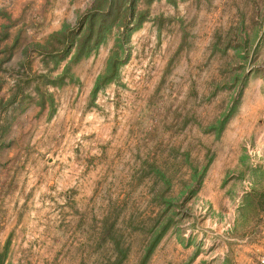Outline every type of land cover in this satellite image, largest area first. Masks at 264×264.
I'll list each match as a JSON object with an SVG mask.
<instances>
[{
  "label": "rangeland",
  "instance_id": "374dc122",
  "mask_svg": "<svg viewBox=\"0 0 264 264\" xmlns=\"http://www.w3.org/2000/svg\"><path fill=\"white\" fill-rule=\"evenodd\" d=\"M111 3L0 0L2 264H257L264 0Z\"/></svg>",
  "mask_w": 264,
  "mask_h": 264
},
{
  "label": "trees",
  "instance_id": "16d2710c",
  "mask_svg": "<svg viewBox=\"0 0 264 264\" xmlns=\"http://www.w3.org/2000/svg\"><path fill=\"white\" fill-rule=\"evenodd\" d=\"M112 0H110V4ZM111 9V7H108ZM110 9H106L104 12L100 13H92L89 16L85 17V20L87 21L86 27H87V33L84 37V40L81 42V44L78 47L77 50V56L81 55L83 51L87 48L90 50L91 47H95L98 43H100V37H102L103 31H106V24L108 22L109 15L111 13ZM99 18V24L96 26L97 19ZM81 32V30L78 31V34ZM64 35V34H63ZM92 43L91 46H89L90 42ZM66 48V46H65ZM84 53V52H83ZM116 51L112 52V56L108 59V64L106 71L103 74H100L94 84V87L92 89L93 93H96V91L100 88L102 83H107L112 79V73L115 71L116 68V62L113 61V57L115 56ZM224 121L221 122L220 127L223 126ZM260 208L262 211H264V193L260 195ZM0 264H2V257L0 256Z\"/></svg>",
  "mask_w": 264,
  "mask_h": 264
},
{
  "label": "built area",
  "instance_id": "2783aa9c",
  "mask_svg": "<svg viewBox=\"0 0 264 264\" xmlns=\"http://www.w3.org/2000/svg\"><path fill=\"white\" fill-rule=\"evenodd\" d=\"M257 264H264V257H261V258L258 260Z\"/></svg>",
  "mask_w": 264,
  "mask_h": 264
}]
</instances>
